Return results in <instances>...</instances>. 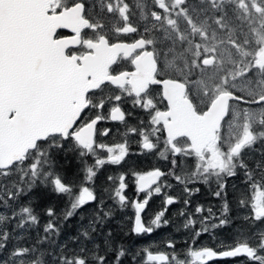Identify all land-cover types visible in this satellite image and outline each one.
<instances>
[{
    "label": "snow or ice",
    "instance_id": "6c2138e0",
    "mask_svg": "<svg viewBox=\"0 0 264 264\" xmlns=\"http://www.w3.org/2000/svg\"><path fill=\"white\" fill-rule=\"evenodd\" d=\"M25 5L37 6L31 10L33 17H64L65 23L82 24L79 42L68 45L62 52L52 47L65 37L76 36L77 32L63 25L50 32L42 24L33 26L27 19ZM92 7H95V3ZM128 11L129 5L123 0H107L106 5L101 0L100 12L90 15H86L83 0H0V206L10 210V226H0V264H108L106 256L90 252L86 245H78V250L64 246L63 250H56L48 259H44L38 245L59 232V216L51 207L45 210L49 219L43 227L44 236L41 239L31 245L27 242L21 244L15 242L13 233L17 229L30 231L39 224L33 207L22 199L34 186L43 185L69 201V207L64 212L65 220L89 202L97 201L94 191L83 186L84 182H94L98 169L106 164L120 165L128 155L124 143L107 147L100 142L98 137L107 136L109 130L101 133L97 128L102 120L108 118L114 122H125V112L120 106L113 105V101L123 99V94L132 97V103L150 117L147 121L149 134H145L142 128L128 131L142 137V148L148 154L158 152L160 158L171 166L167 174L156 169L137 175L136 191L147 193V196L142 202L131 203L134 209L131 231L136 235H150L154 227L158 229L169 224L165 218L167 207L148 221L142 217L153 194L149 190L156 185L154 193L161 194L162 186L158 181L165 175H171L185 185L197 180L209 183L215 177L217 190L214 195L225 200L221 216H216L211 208L205 210L202 206H197L192 216L184 212L181 215L186 221L184 227L192 229L195 238L207 233L210 228L226 225L230 221L227 215L230 205L225 199L226 180L241 176L249 191L240 192L236 201L247 210V231L237 233L234 240L226 245L228 250L220 253L208 247L191 251V264H207V261L218 256L221 259L231 258L232 264H264V149L255 148L258 143L264 144V114L253 123L249 112L252 106L264 109V93L254 97L247 95L255 88L264 87V67L249 66L240 76L233 78L230 86L225 82V88L220 92L226 98L219 104L222 115L216 130L219 132L217 139L200 146H193L190 142L181 143L179 137H173L169 132L171 116L158 118L164 110L157 109L156 101L147 95L148 87H130V81H120L121 72L113 71L119 59L129 58L124 50L118 51L114 57H108L104 63V52L97 47H89L90 44L99 46L103 43L106 49H113L120 45L127 47L140 43L148 55L154 56L155 53L148 50V46L167 40L166 35L156 38L140 36L134 42H112L106 35L107 26L102 22L104 12L112 14L111 18L118 14L124 21L122 27L115 29L117 34L139 32L129 23ZM65 13L73 14L65 16ZM151 17L161 19L157 11H152ZM216 19L219 21L221 17L217 16ZM60 30H67L68 34ZM86 30H90L91 34ZM153 30L162 32L147 24L144 27V32ZM85 57H93L86 70ZM102 63L103 75H97ZM158 82L161 85L164 83L162 79ZM112 86L117 91H113ZM232 102H236L239 111L232 107ZM240 104L245 107H239ZM210 109L211 104L205 106L204 112ZM103 111H107L108 116L102 115ZM234 118L241 123L242 132L239 135L229 132V128L234 127ZM150 135H155L157 142L161 138L166 141L164 151H159L160 145L151 140ZM69 150L74 159L79 158V185L66 182L55 166L57 155ZM104 151L108 154L107 159L101 158ZM250 151H260L259 163L248 162L246 156ZM187 158L193 161L190 167L187 166ZM127 187L125 177L120 176L114 198H118L119 205L125 208L128 207L124 194ZM77 188L78 191L75 190ZM183 190L191 194L198 192L199 188L185 187ZM176 202L171 196L165 199L166 206ZM190 203V200H184L185 205ZM196 214L200 215L196 217ZM111 215L110 209L98 211L90 220L89 228L81 233L83 241H88L91 233L97 230L96 225H102L105 218ZM197 219L202 225L199 231L195 230ZM169 247L175 248V245L169 242ZM113 252L114 260L122 264L121 258L126 257L125 250L113 249ZM165 260L164 255L147 256L149 264ZM131 261L140 264L135 255ZM177 264L187 262H181L178 257Z\"/></svg>",
    "mask_w": 264,
    "mask_h": 264
},
{
    "label": "rangeland",
    "instance_id": "374dc122",
    "mask_svg": "<svg viewBox=\"0 0 264 264\" xmlns=\"http://www.w3.org/2000/svg\"><path fill=\"white\" fill-rule=\"evenodd\" d=\"M97 2L101 6V0L92 1L93 4ZM106 2L107 0H104L105 5ZM123 2L130 5L129 9L130 7L135 9V6L143 9L142 14L148 23L153 27H159L162 34L167 36V40H163V42L170 56L168 63L172 65L174 70L183 75L184 72L180 67L179 60L184 61L187 56L181 54H191L192 65L194 67L199 66L200 70L197 90L202 96V103L205 100L204 96L208 95L209 98L211 95L221 92L225 88V82L230 86L233 78L240 76L247 67L257 65L264 67L259 61V56L264 54V0H211V2L210 0H123ZM152 11H157L161 19H153L151 17ZM102 14L105 20H114L111 18V14L106 12ZM217 16L221 17L219 21L216 19ZM102 22L106 25L104 21ZM208 60L209 63H206ZM201 61L204 62L201 63ZM241 79H243L242 76ZM261 93H264V87L255 88L249 91L247 95L254 97ZM249 112L252 122L255 123L261 114H264V109L252 106ZM229 132H235L236 135L242 132L241 123L235 121V118L234 127L229 128ZM255 148L264 149V144L258 143ZM246 159L250 164L259 163L261 160L260 151H250ZM60 162L56 164V168H61L64 166L62 164H66H60ZM71 172L72 176L67 175V180L79 185L80 180L74 178L73 170ZM101 175L102 172L98 171L94 182L88 184L91 189H100L97 204L83 206L67 220L64 219V212L69 207V201L64 196L54 194L43 185L34 186L22 199L33 207L39 224L33 226L30 231L17 229L13 233L15 242L21 244L27 242L31 245L44 236L43 227L49 219L45 210L49 207L54 208L59 216L57 220L59 232L50 240H44L38 245L44 259H48L56 250H63L64 246L72 249L77 248L78 245H86L90 252L106 256L108 264H118L110 257L114 255L113 249L125 250L126 257L121 258L122 264L134 263L131 261L133 255L140 264H149L147 256L155 253L168 256L169 262L164 264H177L178 257L181 262L186 261L187 264H191L189 255L191 251L202 250L205 247L228 250L226 245L234 240L237 233L242 230L247 231L245 225L247 210L237 204L236 197L240 192L249 190L241 181L238 182L231 178L234 181L229 189L230 194L227 192L230 196L228 200L230 212L227 214L230 221L226 225L212 228L209 235L202 234L199 238H195L193 235H173V232L164 234L162 229H165L166 225H162L158 229L154 227L150 235L132 238L129 234L131 225L133 227V220L130 212H126L120 218H112V215L105 218L102 225H96L97 230L91 233V238L88 241H83L81 233L89 228V222L96 213L101 209L112 210V207H115L113 203H106L108 197L111 200L115 197V192L111 186L114 180L110 181L106 178L103 181ZM237 177L242 180L241 176ZM77 182L78 184H76ZM85 185L87 182H84L83 186ZM190 196L191 194L186 192L185 197ZM198 202L195 199L194 203L186 205L188 210L184 213L192 216L195 208L201 206ZM209 203L212 204V202ZM215 203L211 208L216 216H221L224 204L220 207L216 203L218 204L216 207ZM129 207H131L130 204ZM208 208L206 206L204 209L207 210ZM205 212L204 214L207 215V211ZM9 213V209L0 206V226L9 225ZM127 218L131 220H127ZM149 219L147 218L146 221ZM172 223L174 227L181 230L185 228L186 221L184 216L180 215L177 224ZM106 240L108 241L107 244L105 243ZM169 242L173 243L175 248L169 247ZM106 246L108 249L101 252ZM152 264L162 263L152 262ZM211 264H232V260L217 261Z\"/></svg>",
    "mask_w": 264,
    "mask_h": 264
},
{
    "label": "flooded vegetation",
    "instance_id": "af4514ba",
    "mask_svg": "<svg viewBox=\"0 0 264 264\" xmlns=\"http://www.w3.org/2000/svg\"><path fill=\"white\" fill-rule=\"evenodd\" d=\"M92 1L93 0H83V2L86 5V15L99 13L101 10V6L98 2L95 3V7L93 8ZM142 13H143V9H141L140 7L136 8V6L135 9H131L130 7L128 11L129 23L132 26H135L139 29V32L137 34H117L115 32V29L118 27H122L124 25V21L122 20V18H120L117 14L113 21L105 20L104 15L102 14L103 21L107 25L106 35H108L111 38L112 42H134L135 39L139 38L140 36H146L148 38H156L158 36H161L162 32L157 33L154 30L149 32H144V27L146 24L149 27H153V26L150 23H148V21L146 20L145 16H143ZM70 27H73L74 28L73 30L77 28L76 29L77 35L73 37H65L64 39H71L70 45H72L79 42V30L81 27H83V25L74 24L67 28ZM153 28H159V27H153ZM60 31L65 35L68 34L67 30H60ZM86 31H89L90 33V30H86ZM89 47H97L98 49L104 52V57H105L104 63L107 62L108 57H114L118 51L124 50L125 55L129 58L119 59L118 64L115 65L113 69V71L121 72V76L119 77L120 81L122 82L130 81L129 86L135 87L137 89L148 87L147 95L151 96L156 101L157 109L164 110L161 111L160 117L158 118L167 119L169 116H171L172 122L168 125V129L170 126L177 125L176 128L177 134L176 135L174 133H170V134L173 137H179L180 138L179 142L181 143H185V142L191 143L190 138L182 134V121L181 122L176 121L177 117H175V111L177 110L175 109V105L179 103V101L181 103L182 101H185V99H188L192 103L194 111L198 115H200L199 113H203L204 115L206 113L204 112L205 106L209 104L212 105L219 97L220 92L211 95L209 98L208 95L204 96L203 98L205 100L202 103L201 101L202 96H200V91L197 90L199 85L198 78L200 75V70H199V66L194 67L192 65L191 61H193V59L192 57H190L191 56L190 53L181 54L187 56L186 60L184 61L179 60L180 67L184 72V74L182 75L178 71L174 70L172 68V65L168 63L170 61V56L166 50L163 40L158 42L156 45L148 46V50H152V52L155 53L154 56L148 55L140 43L129 45L127 47L120 45L118 48H113V49H106V46H104L103 43L99 46L90 44ZM104 63L101 64L100 69H103ZM186 64H188V66H186ZM122 70H128V72L125 73ZM159 79H162L164 82L178 81L182 83L185 86V88L183 90L182 86L176 87L175 85H170V84H167L165 86L164 83L161 85L158 82ZM112 87H113V91H117L115 90L114 86ZM132 99L133 98L128 97L127 94H123V99L120 102L113 101V105L120 106L122 111L125 112L126 114L125 122H114L111 121L110 118H108L102 120L97 125V128L98 131L101 133L106 129L109 130V134L107 136L100 135L98 137L99 141L103 142L107 147H115L119 143H124L127 145L128 155L126 156L125 161H123L120 165L106 164L103 168L98 169V171L102 172L101 178L104 179L103 181H105L106 178L108 179V177H112L114 182L112 183L111 186L114 192L115 189L118 188L120 182V176L123 175L125 177V182L128 185V187L124 194L128 201V207L126 208L121 207L118 203V198H114L111 200V198L108 197L106 203H113L115 206V207L111 206L112 218H120L122 217L123 213L125 214L126 212H130L131 219L133 220V224H134V209L132 207H129V204L131 205L132 202H142L143 199H145L147 196V193H138L136 191L137 175L147 174L148 171L156 170V169H160L162 172L167 174L170 172L171 166L166 160L160 158L158 152L156 154H148L146 150L142 148V137L128 131V129L131 128H137V129L142 128L145 130V134L150 133V127L147 124V121L150 119L148 113L142 110L139 106H135L132 103ZM232 103H233L232 107L236 110H239L238 106L236 105V102H232ZM242 106L244 105L243 104L239 105V107ZM101 114L104 116H108L107 111H103ZM141 122L144 123L142 124ZM218 137H219V132L217 131L216 137L214 139H211L210 142H213ZM150 139L153 140L154 142H157L155 135H150ZM157 143L160 145L159 151H164L165 150L164 145L166 144V141L163 138H161V140H159ZM107 156L108 154L106 151L101 153V158L107 159ZM58 162H60V164L66 163V164H62L64 166H62L61 168H57L60 172V175L65 178L66 182L72 183L71 181L67 180V175L72 176V172H71L72 170H73V175H75L74 178H77L78 181L80 180L79 176L81 172V166H80L79 158L74 159L70 150L57 155V158L55 160V166ZM192 163H193L192 159L187 158V166L190 167ZM112 179L110 181H113ZM232 179H235L238 182L239 181L242 182V180H239L238 177H233ZM233 181L234 180H231V178H227L226 180L225 199L227 201L230 198L227 192L229 193V189L231 188ZM90 183L91 182H87V185L85 186H88V184ZM76 184H78V182ZM158 184L162 186V192L161 194L156 195L154 193V188L156 187V185L152 186V189H150L149 191H152L153 194L151 196L149 204L146 207L145 212L142 213V217L145 221L147 218H154V215L157 212L164 210L165 207H167L165 218L169 220V224L166 225L165 229H162V232L164 234L173 232V235H183V234L190 236L192 235V229L182 228L180 230L179 228L174 227L172 223L174 222V224L176 225L181 215V212L188 210V208H186L187 206L184 204L185 199L190 200L191 203H194V200L196 199L199 201L198 203H200L203 208H205L206 206L211 208L214 202L218 203L220 207H222V205L225 203L224 199H221L214 195V192L217 190L215 177H213L209 183H203L202 181L197 180L195 183L185 185L176 181L174 177H172L171 175H165L161 177V179L158 181ZM185 187H189L192 189L198 187L199 191L198 192L193 191L190 197H185L186 192L183 190ZM92 190L94 191V195L97 197V201H98L100 189L96 188ZM169 196L174 197L177 202L171 206H166L165 199ZM97 201L89 202L88 204H86V207L96 205ZM209 202H212V204ZM218 204H216V207ZM196 217H198V214L196 215ZM131 219L127 218V220H131ZM201 227L202 225L199 223V220L197 219L195 230L199 231ZM131 229H132V225H131ZM131 229L129 235H131L132 238L136 236L139 237L146 236V234L136 235L131 231ZM211 230L212 228H210L208 232L205 234L209 235ZM213 250L215 251L217 250V252H222V250L224 251V249H213ZM227 260H231V259L217 260V261L223 262ZM211 261H207V263L211 264L217 262V261H212V262ZM168 262L169 261H166L164 263H168Z\"/></svg>",
    "mask_w": 264,
    "mask_h": 264
},
{
    "label": "water",
    "instance_id": "95a60500",
    "mask_svg": "<svg viewBox=\"0 0 264 264\" xmlns=\"http://www.w3.org/2000/svg\"><path fill=\"white\" fill-rule=\"evenodd\" d=\"M33 7H37V6L25 5V12L27 14V19L29 23L32 24L33 26H36L37 24H42L50 32L53 31L56 27H60L61 25H63L64 27H69L74 25V23L73 24L65 23L64 17H53L50 19L44 18L42 16L39 18L33 17L31 15V10ZM72 14L73 13H65V16H69ZM70 28L74 29L73 27ZM70 40L71 39H63L61 41L56 42L55 44H52V47L62 52L64 48L70 45ZM49 42L51 43L50 40ZM92 59L93 57H85L84 59L85 70L87 69V65ZM259 61L261 65L264 64V54L260 56ZM206 63H209V60ZM97 75H103V69H99L97 71ZM164 84L165 86L167 84L175 85L176 87L182 86L183 90L185 88V86L178 81H167L164 82ZM225 98L226 97L219 95L216 101L211 105L210 111L206 112L204 115H198L194 111L193 105L188 99H185V101H182L181 103L179 101V103L175 105V109L177 110L175 111V117H177L176 121L179 122L182 121V134L190 138V141L193 146H200L203 143L210 142L211 139H214L216 137V132H217L216 130L219 128L220 125L219 117L220 115H222L219 109V104ZM176 128L177 125L170 126L169 127L170 133H174L176 135L177 134ZM151 255H157V256L164 255L166 256V260L163 262H166L168 260V256L166 254L155 253ZM217 259H221V258L218 256L212 258L211 260H217ZM157 262L163 263L161 261H157Z\"/></svg>",
    "mask_w": 264,
    "mask_h": 264
},
{
    "label": "trees",
    "instance_id": "16d2710c",
    "mask_svg": "<svg viewBox=\"0 0 264 264\" xmlns=\"http://www.w3.org/2000/svg\"><path fill=\"white\" fill-rule=\"evenodd\" d=\"M107 228H108V226H106ZM108 249V247L106 246L105 247V249L103 250V251H101V252H104V251H106ZM111 249V248H110ZM110 257H112V260L114 259L113 257H114V255H112V256H110Z\"/></svg>",
    "mask_w": 264,
    "mask_h": 264
},
{
    "label": "bare ground",
    "instance_id": "6f19581e",
    "mask_svg": "<svg viewBox=\"0 0 264 264\" xmlns=\"http://www.w3.org/2000/svg\"><path fill=\"white\" fill-rule=\"evenodd\" d=\"M229 259H231V258H229ZM217 260H225V259H217ZM167 261H169V258H168ZM212 261H216V260H212ZM212 261H211V262H212Z\"/></svg>",
    "mask_w": 264,
    "mask_h": 264
}]
</instances>
